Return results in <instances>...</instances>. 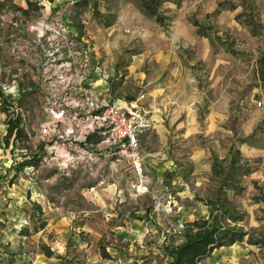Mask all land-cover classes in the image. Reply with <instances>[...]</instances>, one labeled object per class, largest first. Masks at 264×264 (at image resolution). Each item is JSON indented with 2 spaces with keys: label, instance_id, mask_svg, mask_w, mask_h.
I'll return each mask as SVG.
<instances>
[{
  "label": "rangeland",
  "instance_id": "rangeland-1",
  "mask_svg": "<svg viewBox=\"0 0 264 264\" xmlns=\"http://www.w3.org/2000/svg\"><path fill=\"white\" fill-rule=\"evenodd\" d=\"M33 1L43 7L24 16L17 8L26 0H0V264H55L58 256L79 264H167L166 250L183 240L187 224L223 209L246 236L204 264H264V85L256 75L264 0L167 2V29L134 0H99L100 18L92 7L76 8L80 0ZM219 2L239 7L214 14ZM243 10L259 35L236 20ZM71 17L84 25L80 39ZM113 18L109 27L101 23ZM194 19L227 45L200 36ZM55 56H91L86 87L94 82L106 100L133 101L145 112L142 174L96 138L87 149L28 138L4 144L8 115L20 113L30 131L44 119L42 66L67 77ZM39 146L40 164H27ZM235 148L251 173L224 205L212 164Z\"/></svg>",
  "mask_w": 264,
  "mask_h": 264
},
{
  "label": "trees",
  "instance_id": "trees-1",
  "mask_svg": "<svg viewBox=\"0 0 264 264\" xmlns=\"http://www.w3.org/2000/svg\"><path fill=\"white\" fill-rule=\"evenodd\" d=\"M27 7L19 6L17 9L24 15L27 16L31 11L39 10L41 7L39 2H34L33 0H26ZM140 11L151 18L159 26L167 29L173 22V16L167 15L162 11V6L167 2L177 3L175 0H134ZM92 7L95 16L99 18L103 16L98 9L99 0H80L75 2V7L83 9L87 7ZM239 7L237 4H229L227 6L223 2L218 3L217 10L214 14H219L223 10H236ZM244 10L236 15V20L251 28L253 35H259L257 30V22L253 19H243ZM102 21V19L100 20ZM115 22L113 19H104L102 24L105 26H111ZM190 22L197 28V33L209 39L213 46L220 44L221 46H226L227 44L223 41L222 37L217 33L213 35L210 32L212 29L210 26H205L200 21L194 19ZM70 24L73 27L74 33L80 39L84 35V25L79 18L71 17ZM227 50L231 53H236L231 47H227ZM256 75L257 79L262 85H264V48L260 51L256 63ZM2 90H0V96L2 95ZM5 105V106H4ZM1 106L7 111L9 106L6 105L4 100ZM5 124L7 126L6 134L3 137L4 144L10 145L12 139L15 141L23 140L28 138L27 132L25 130L24 119L20 113L16 115L10 114L5 119ZM94 136L88 137V141L94 140ZM43 147L39 146L35 154L29 156L27 164L32 166H38L42 160ZM226 164L227 166H224ZM251 173V166L249 162L244 157L242 151L239 148L231 149L229 155L223 160H214L212 164V180H215L219 185L220 194L217 197L218 202H223L224 205H229L230 201L228 198V191H233L234 193H241L244 187L241 184L243 177H246ZM222 199V200H221ZM214 202H211V204ZM214 205V204H213ZM216 211H219L216 208ZM232 219L235 221V217L229 214L228 210H220L214 213L213 211L207 217L199 218L193 222L187 224L182 236L183 240L176 245L167 248V264H204V261L211 258L214 252L222 247H228L236 244L237 242L243 241L246 236V232L231 226L227 223V220ZM45 223H41V229L44 228ZM39 231V228L37 229ZM28 235V230H25ZM43 252L49 258L53 257L54 252L49 246H43ZM103 255L109 257V254L104 250ZM61 260L59 263L55 264H79L74 260H66L63 256H58ZM213 264H229V263H219L215 262Z\"/></svg>",
  "mask_w": 264,
  "mask_h": 264
},
{
  "label": "built area",
  "instance_id": "built-area-1",
  "mask_svg": "<svg viewBox=\"0 0 264 264\" xmlns=\"http://www.w3.org/2000/svg\"><path fill=\"white\" fill-rule=\"evenodd\" d=\"M55 57L59 59L60 73L67 77L59 80L50 68L42 66L39 86L46 99L44 119L32 131L28 122L27 126L24 122L28 139L87 149L94 144L88 141L93 135L97 145L130 161L142 174L144 156L140 136L150 124L145 112L133 101L106 100L94 90V82L86 87L91 56L80 60L81 56Z\"/></svg>",
  "mask_w": 264,
  "mask_h": 264
}]
</instances>
